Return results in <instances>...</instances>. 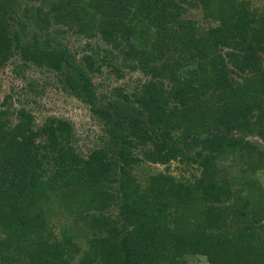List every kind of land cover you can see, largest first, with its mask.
I'll use <instances>...</instances> for the list:
<instances>
[{
  "label": "trees",
  "instance_id": "trees-1",
  "mask_svg": "<svg viewBox=\"0 0 264 264\" xmlns=\"http://www.w3.org/2000/svg\"><path fill=\"white\" fill-rule=\"evenodd\" d=\"M71 38L107 46L79 56ZM33 66L91 103L104 134L85 152L71 122L36 126L4 97L0 264H264V6L0 0V71ZM104 67L145 80L97 103ZM176 159L191 178L135 172Z\"/></svg>",
  "mask_w": 264,
  "mask_h": 264
},
{
  "label": "rangeland",
  "instance_id": "rangeland-1",
  "mask_svg": "<svg viewBox=\"0 0 264 264\" xmlns=\"http://www.w3.org/2000/svg\"><path fill=\"white\" fill-rule=\"evenodd\" d=\"M250 3L252 8H262L264 6V0H250ZM87 41V39L79 41L71 38L68 46L75 50L78 49L79 56H82L84 53H96L99 49H103V45L107 46L103 42L94 39L91 41L89 40V45L87 46ZM89 46L90 48H88ZM116 78V75L108 73L106 68L104 71L96 72L94 74L93 81L94 86L97 88V103L103 102L107 104L108 100L115 99L117 97L115 86H125L127 91L132 93L135 87H137L136 85L140 83L139 80H145V77L141 73H131L129 71H127L123 78L118 80H116ZM31 86H33V90H30ZM9 93H13L14 96L13 108L18 110L24 106L30 114L35 116L36 126L44 124L48 117L55 116L67 120L74 125L77 136L80 138L79 145L81 146V149L85 150V152H87L89 148H93L95 145L102 144L100 136L104 133L101 119L98 114L92 110L91 103L86 102L82 97H79L76 94L64 91L61 83L57 81L55 73L33 66L26 69L24 77H13L8 68L1 70L0 106L2 105L4 97ZM10 118L12 122H18L16 115H10ZM254 139L257 140L258 138L254 137ZM261 147L263 148L264 144H262ZM218 162L221 165V168L222 165L229 168L233 163L230 158H221ZM147 167L158 169L160 171H167L176 176L184 174L191 178L190 172L185 170L182 171L180 168L181 164L177 159L170 162L171 169L169 171L164 164L156 165L147 162L142 168H137L135 172L143 178L146 175L145 171ZM224 171L231 172L230 168ZM259 178L261 182H264V172L260 174ZM193 263L198 264L195 261Z\"/></svg>",
  "mask_w": 264,
  "mask_h": 264
}]
</instances>
